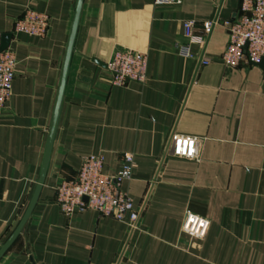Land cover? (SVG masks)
<instances>
[{
    "label": "crops",
    "instance_id": "0c3cea01",
    "mask_svg": "<svg viewBox=\"0 0 264 264\" xmlns=\"http://www.w3.org/2000/svg\"><path fill=\"white\" fill-rule=\"evenodd\" d=\"M75 4L0 0L16 61L0 110V248L39 177ZM25 8L48 15L44 36L12 30ZM238 15V0H81L42 183L0 264H264V71L219 61L222 23ZM186 20L193 35L216 20L202 46L183 35ZM121 48L146 52L143 83L109 84L106 62ZM172 133L195 137L197 158L170 155ZM124 152L133 229L93 209L59 211L54 187L83 156L101 153L112 174ZM186 209L208 220L202 238L180 231Z\"/></svg>",
    "mask_w": 264,
    "mask_h": 264
},
{
    "label": "built area",
    "instance_id": "2783aa9c",
    "mask_svg": "<svg viewBox=\"0 0 264 264\" xmlns=\"http://www.w3.org/2000/svg\"><path fill=\"white\" fill-rule=\"evenodd\" d=\"M181 0H152L153 5H177ZM239 15L222 23L227 32V41L220 56V63L227 68L241 64H255L264 57V0H238ZM48 15L25 8L22 15L13 22L12 30L26 35L44 36L48 28ZM193 21L182 22L183 35L189 43L202 46L216 20H206L201 24V34L191 33ZM0 32V44L1 36ZM180 52L189 55L187 46ZM147 55L144 51L130 48L114 50L106 62L109 84L122 86L129 81L143 83L145 80ZM207 60L202 59L201 63ZM15 58L9 47L0 49V110L12 94ZM167 149L170 155L197 158V139L193 136L172 133ZM120 167L112 174L102 172L101 153L83 156L70 179L60 180L54 187V199L59 211L71 216L85 209H93L100 216H108L124 222L130 229L135 227L138 211L127 192L121 188L123 181L131 176L133 155L124 152L120 156ZM208 228V220L185 210L180 223V231L192 238H202Z\"/></svg>",
    "mask_w": 264,
    "mask_h": 264
},
{
    "label": "water",
    "instance_id": "95a60500",
    "mask_svg": "<svg viewBox=\"0 0 264 264\" xmlns=\"http://www.w3.org/2000/svg\"><path fill=\"white\" fill-rule=\"evenodd\" d=\"M80 5H81V0H76L74 14H73L72 23H71V28H70V32L68 35V39H67V43H66V49H65V53H64V59H63V64H62V69H61V74H60V80H59V85H58V90H57L55 106H54V110H53V114H52V119L50 122L48 138H47V142H46V146H45V150H44V155H43V159H42V163H41V169H40L39 177L37 179V182H36L33 194L31 196V199H30L20 221L18 222L17 226L13 230L11 236L8 238V240L0 248V256L4 253V251L8 248V246L12 243V240L18 234V232L22 228L23 224L27 220L28 215L31 211V208H32V206L36 200L40 185L42 183V179H43L46 164H47L49 149H50V145H51V141H52V137H53L54 127L56 124L58 109H59V105H60V101H61V97H62V91H63V87H64L69 56H70L72 43H73V39H74V33L76 30ZM10 37H11V34H9V33L2 34L0 49H4V48L8 47ZM255 64L260 66L261 69L264 71V57L260 58V60Z\"/></svg>",
    "mask_w": 264,
    "mask_h": 264
}]
</instances>
